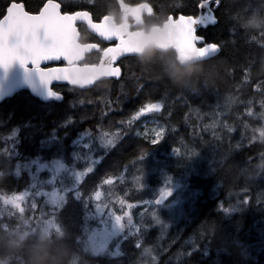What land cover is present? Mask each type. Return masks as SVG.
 I'll return each instance as SVG.
<instances>
[{"label": "trees", "instance_id": "trees-1", "mask_svg": "<svg viewBox=\"0 0 264 264\" xmlns=\"http://www.w3.org/2000/svg\"><path fill=\"white\" fill-rule=\"evenodd\" d=\"M45 1L23 3L37 12ZM57 1L61 10L85 9L93 20L107 14L118 20L121 4L132 8L145 2L151 12L138 25L145 30L169 15L199 12L198 0ZM6 3L0 0V8ZM253 15L264 17V0L220 1L217 22L197 31L205 42L218 44L212 57L183 65L172 48H152L122 58L117 79L100 80L87 89L53 85L61 100L42 101L20 90L0 101V196L29 188L31 178L23 165L37 157L63 159L81 172L91 167L75 185L81 198L74 199L69 191L54 216L43 196H28L21 214L0 201V253H6L10 264H26L27 249L45 237L59 251L62 264H264V20H249ZM79 30L82 42L99 44L85 57L97 62L106 44L85 24ZM149 102L162 104L159 112L146 115L165 127L164 138L155 144L136 133L145 116L133 118ZM69 118L72 123L65 124ZM84 131L90 133L91 141L84 143L92 151L72 144ZM104 133L115 135L108 148L100 144ZM53 134L57 139L49 143ZM190 152L196 154L188 158ZM109 177L111 182L104 183ZM166 180L172 191L155 205ZM97 190L106 210H127L135 226L125 229L117 255L110 254L112 243L104 254L85 252L75 243V237L84 236L83 203L87 200L94 211L92 194ZM245 196L248 201L242 205ZM72 206L75 214L68 215ZM222 208L234 210L225 213ZM41 212H47L41 218L52 216L63 228L42 231L41 220L36 221ZM74 217L82 224L73 222ZM21 236L24 247L7 253L8 243Z\"/></svg>", "mask_w": 264, "mask_h": 264}, {"label": "snow or ice", "instance_id": "snow-or-ice-1", "mask_svg": "<svg viewBox=\"0 0 264 264\" xmlns=\"http://www.w3.org/2000/svg\"><path fill=\"white\" fill-rule=\"evenodd\" d=\"M220 5V0H198L196 7L200 10L196 15H180L178 19H173L170 15V19L175 24L177 31L179 32L182 43L189 49L198 51L202 56L209 57L211 54L218 51L219 46L214 42H205V38L202 35H197V26H207L209 23H216L217 18L215 16V9ZM149 10L150 5H146ZM60 4L55 0H48L40 10L39 14H32L27 11L23 0H7L6 6L0 8V99L11 94L14 90L28 87L37 94L39 97L48 99H61V94L58 91H54L50 86L53 81H67L72 85H86L89 82L82 78L73 69L68 67L69 57L66 50V39L74 26V22L77 19H90V14L87 11H77L73 13L59 11ZM97 24L99 22H95ZM111 39V37H108ZM202 44V46H198ZM113 49V61L110 66V76H119L120 68L114 66V62L117 58L126 53V50H122L119 47V39L116 44L109 46ZM63 59L66 61L65 66L62 67H41L43 62L58 61ZM162 108L160 102H149L141 106L138 111L133 115V118L139 117L142 114L159 112ZM72 123L71 119L65 121V124ZM16 129L12 130V138L16 135ZM154 138L148 140L150 144L159 143L164 138V128L159 127L158 130H154ZM261 137H264V130L261 131ZM55 134L49 139V143L56 141ZM85 139L91 141L90 133L87 131L77 134L76 139L72 141L73 146H79L87 151H92L90 143H84ZM115 142V135L109 136L107 133L101 134L100 144L104 148L110 147ZM43 143V141H42ZM7 151V150H5ZM173 151L176 153V149L173 147ZM147 154L142 153L140 160ZM196 153H189L188 158ZM75 158H79L78 152L72 154ZM97 161L93 160L92 163ZM223 163V161H218ZM35 166V171H31ZM21 165L17 164L15 168V174H19ZM24 168L29 169V175L32 183L29 185L30 189H35L32 193L34 197L43 196L46 198V203L52 206V215L54 216L56 211L59 210L66 200L67 193L73 192V198L79 200L80 193L76 189L75 185L78 184L83 177L84 173L91 170V167L85 169L83 172H78L74 168H70L65 164L63 159H52L50 162H40V158L31 159L29 162L23 165ZM47 170L50 173V177L47 180H41L40 174L42 171ZM3 174V173H0ZM67 175L73 179L72 188H63L58 190L55 187V181L61 176ZM111 177L104 183H110ZM170 179V178H169ZM63 180H61V184ZM169 183L165 181V186L159 190V195L156 197L154 203L158 205L171 193V188L166 185ZM52 185L51 191H44V185ZM29 196V190L25 189L20 192H13L10 195L0 196V201L4 205H10L13 209H18L20 213L24 212L22 204ZM101 198V192L99 190L92 194L94 201H99ZM248 197L245 196L241 204H246ZM123 208L126 202L124 200L119 201ZM35 200H33L31 207L36 208ZM219 206V205H218ZM106 205L102 203L94 204V211H89L87 200L83 203V221L82 229L84 236L75 237L76 245H82L85 252L92 254H99L108 250L107 241L111 236H115L116 241L126 238L124 236L125 228L132 229L135 227L132 223V217L127 210H124L122 214H116L111 208H108L105 213ZM133 205L127 204V208H131ZM225 213L233 211V208H222ZM44 215L41 212L40 217H36V221L39 222ZM99 217V219H96ZM125 218L127 224H125ZM153 218L159 222V218L153 213ZM30 219L25 220L26 224H30ZM89 221H94V224H89ZM47 226L50 229L57 231L63 227L54 222L50 217L46 220ZM111 226L110 229L108 226ZM104 229L103 239L98 240L100 230ZM119 233V235H116ZM139 246V245H138ZM119 245L117 244V249ZM147 251V250H146ZM117 255V252L111 253Z\"/></svg>", "mask_w": 264, "mask_h": 264}, {"label": "water", "instance_id": "water-1", "mask_svg": "<svg viewBox=\"0 0 264 264\" xmlns=\"http://www.w3.org/2000/svg\"><path fill=\"white\" fill-rule=\"evenodd\" d=\"M47 2L48 0H46L44 4ZM55 2L59 3L57 0H55ZM44 4L40 7V9L37 12H31V13L39 14ZM146 5L149 4L143 2L131 8L135 17V21L132 23L133 25L140 23L143 18V15L151 12V8L149 10V8ZM59 11H61V13L68 12L71 14L73 12L87 11V10L78 9L71 12L63 11L61 10V5H60ZM87 12L90 14L89 11ZM180 15L187 16V14H178L177 16H173V15L171 16L173 17V19H178ZM99 21H100L99 24L95 23ZM79 23L85 24L88 31H90L92 34L96 35L99 39H101L106 43H109L114 40H116L117 43V39H119L120 49L126 50V53L118 57L117 61L114 62V66L120 68L119 76H110L109 74L111 70L110 66L114 58L113 57L114 50L110 49L109 47L112 44H109L102 49L99 61L97 63H91V64L82 63V61L85 59L87 54L99 48V44L95 42L85 43L80 41V32L78 29ZM130 27H131L130 23H126V22L115 23L113 16L110 14L104 15L100 20H93L92 17L90 19L88 18L77 19L74 22V26L71 28L66 39V50L69 57L68 67L73 69L76 73H78L82 78H84L89 83L86 85H72L67 81H53L50 86L53 88L54 84H67L69 86L76 87L79 89H87V88H91L100 80L110 79V78L117 79L122 74L121 66L118 63L119 60L126 56L143 54L144 51L147 50L145 47V41H151V43L155 46L154 48L161 51H165L169 48H172L176 53L177 61L183 65L212 57L215 54H217L220 49L219 48L217 52L211 54L209 57H206V56H202L198 51L189 49L186 46H184V44L182 43L181 36L177 31L175 24L170 19V15L161 24L152 25L148 28V30H145L143 28H136L131 30ZM203 27L206 26H197V31L199 28H203ZM196 34L199 35L198 33ZM109 36L111 37V39L108 38ZM198 46H202V44L198 43ZM59 62H63V63L59 64ZM65 64L66 61L61 59L58 61L43 62L41 64V67L44 68L62 67L65 66ZM20 90H28L33 96L39 98L42 101L56 100L54 98L45 100L39 97L34 92H32V90L28 87L16 89L11 94L5 96L2 99L11 97L13 94L19 92ZM53 90L56 91L54 88ZM60 94L62 99L63 95L62 93ZM2 99H0V101Z\"/></svg>", "mask_w": 264, "mask_h": 264}, {"label": "rangeland", "instance_id": "rangeland-1", "mask_svg": "<svg viewBox=\"0 0 264 264\" xmlns=\"http://www.w3.org/2000/svg\"><path fill=\"white\" fill-rule=\"evenodd\" d=\"M121 9H122V14L120 15V17H122L123 18V15H124V19L127 17V16H132V17H134V13H133V11H132V9L131 8H127V7H123V4H121ZM149 113H146V114H142L143 116H145V117H143V119H142V121H141V127H140V129H138L137 131H136V133L139 135V136H142L143 138L145 137V136H147L148 137V139L149 140H151L152 138H154V135H155V131L154 130H158L159 129V127H163L164 128V130H165V127H164V125H162L161 123H159L158 122V120H156V119H151V118H149V117H147L146 115H148ZM165 132V131H164ZM51 161V160H50ZM50 161H40L41 163H43V162H50ZM27 169V168H26ZM27 171H28V174H29V169H27ZM31 171H35V166H33L32 167V169H31ZM76 171H78V170H76ZM78 172H81V171H78ZM30 176V175H29ZM49 177H50V173L47 171V170H44V171H42L41 172V174H40V179L41 180H47V179H49ZM31 178V177H30ZM61 180H63V183L61 184ZM31 183H32V181H31ZM73 185V179L72 178H70V177H68L67 175H64V176H61L60 178H58L56 181H55V187L58 189V190H62L63 188H69V187H71ZM51 187H52V185H48V184H45L44 185V191H51ZM28 190H29V196L30 195H32V190L30 189V188H28ZM24 191V190H23ZM33 199V198H32ZM27 200V199H26ZM26 200H25V202L22 204V207H24V208H26ZM34 200V199H33ZM33 200L31 201V202H33ZM97 202H99V203H102V201H101V198H100V200L99 201H96V203ZM102 204H104V203H102ZM32 205V203L30 204V206ZM105 205V204H104ZM76 209L77 208H75L74 206H72L70 209H69V211H68V215L70 214V215H73V213L75 214V211H76ZM15 210H17V212L19 213V214H21L20 212H19V210L18 209H15ZM47 212H44V214H46ZM105 213H107V210L105 209ZM122 214V213H121ZM50 218V217H49ZM48 218V219H49ZM51 218H52V216H51ZM53 219V218H52ZM97 219H99V217H97ZM46 220L47 219H44V218H42L41 219V222H42V226H41V230L42 231H47L48 229L50 230V228L47 226V223H46ZM54 222H56L55 220H54ZM73 222H75L77 225L79 224V223H81V221H79L77 218H73ZM125 224H127V220H126V218H125ZM95 222L93 221L91 224H94ZM82 224V223H81ZM32 226H34V225H32ZM109 227V229H110V225L108 226ZM127 228V227H126ZM125 228V229H126ZM35 229V226L34 227H32L31 228V230H34ZM30 230H25V232H29ZM104 229H101L100 230V235L97 237V239L98 240H102L103 239V233H104ZM116 235H119V233H116ZM60 237V236H59ZM59 237H57V239H60ZM119 242H121V239L119 240V241H116V238H115V236H111L109 239H108V241H107V244H108V246L110 247V244L112 243L113 244V247H111L110 248V254L111 253H113V252H117V251H119V248L117 249V244L119 243ZM109 247H108V250H109ZM107 250V251H108ZM107 251H104V252H101V253H99V254H104L105 252H107Z\"/></svg>", "mask_w": 264, "mask_h": 264}, {"label": "clouds", "instance_id": "clouds-1", "mask_svg": "<svg viewBox=\"0 0 264 264\" xmlns=\"http://www.w3.org/2000/svg\"><path fill=\"white\" fill-rule=\"evenodd\" d=\"M249 20L257 21L264 20V17L259 16H250ZM145 47L148 51H151L155 46L151 43V41H145ZM179 83H184L183 79L178 80ZM194 82H193V85ZM25 238L23 236L15 238L11 240L6 248L7 253L15 252L24 247L23 240ZM0 264H10V259L6 255V253H0ZM26 264H62L61 256L59 251L48 242V239L41 238L40 241L32 245L27 249V259Z\"/></svg>", "mask_w": 264, "mask_h": 264}, {"label": "flooded vegetation", "instance_id": "flooded-vegetation-1", "mask_svg": "<svg viewBox=\"0 0 264 264\" xmlns=\"http://www.w3.org/2000/svg\"><path fill=\"white\" fill-rule=\"evenodd\" d=\"M114 18V17H113ZM101 19V18H100ZM99 19V20H100ZM114 21H115V23H121V22H126V23H130L131 24V27H130V29L131 30H133V29H136V28H141V27H139L138 25L141 23H138V24H135V25H133L132 23L135 21V17H132L131 15L130 16H127L125 19H124V15H123V18L122 17H120V18H118V20L117 19H115L114 18ZM142 21V20H141ZM79 27H80V23L78 24V29H79ZM144 29V28H143ZM148 30V29H147ZM79 32H80V30H79ZM98 38V37H97ZM100 41H102L101 39H99ZM80 41H81V35H80ZM82 42V41H81ZM103 43H105L106 44V46L107 45H109V44H114V43H116V40H114V41H111V42H109V43H106V42H104V41H102ZM86 43V42H85ZM95 43H97V42H95ZM105 46V47H106ZM104 48V47H103ZM102 48V49H103ZM102 49H101V52H102ZM101 55V54H100ZM124 58V57H123ZM122 59V58H121ZM120 59V60H121ZM119 60V61H120ZM99 61V60H98ZM97 61V62H98ZM97 62H94V63H97ZM63 62H59V64H62ZM82 63H88V64H91V63H89V62H86L85 61V59L82 61ZM119 63V62H118ZM53 64H56V63H53ZM119 65H120V63H119ZM55 85V84H54ZM64 85H66V84H64Z\"/></svg>", "mask_w": 264, "mask_h": 264}]
</instances>
